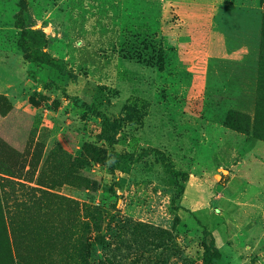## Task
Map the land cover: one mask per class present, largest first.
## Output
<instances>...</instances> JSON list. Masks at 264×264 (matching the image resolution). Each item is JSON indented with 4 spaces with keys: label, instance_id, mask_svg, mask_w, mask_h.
I'll return each instance as SVG.
<instances>
[{
    "label": "rangeland",
    "instance_id": "1",
    "mask_svg": "<svg viewBox=\"0 0 264 264\" xmlns=\"http://www.w3.org/2000/svg\"><path fill=\"white\" fill-rule=\"evenodd\" d=\"M29 43L59 69L26 60ZM264 0H0V158L38 162L40 183L81 204L89 264H264ZM77 100V101H76ZM112 121L114 143L102 136ZM263 127L260 119L258 129ZM149 148L189 174L176 182ZM63 180L39 177L48 157Z\"/></svg>",
    "mask_w": 264,
    "mask_h": 264
},
{
    "label": "trees",
    "instance_id": "2",
    "mask_svg": "<svg viewBox=\"0 0 264 264\" xmlns=\"http://www.w3.org/2000/svg\"><path fill=\"white\" fill-rule=\"evenodd\" d=\"M26 0H21L22 4ZM15 16V26L19 30L18 46L24 58L35 64H45L54 69L59 66L40 49L34 50L29 43L30 32L26 29L23 12ZM260 83L264 81V28L259 56ZM263 80V81H262ZM264 85V82H263ZM264 91V86H263ZM264 96V95H263ZM77 101V100H76ZM254 116L237 114L239 120L252 125L255 138L264 141V98ZM86 110L104 120L102 136L113 145L112 132L117 122L95 106L83 103ZM263 127L258 129L260 119ZM154 155L160 158L164 171L176 182H186L189 174L175 168L164 152L149 148L139 154H123L122 157L133 163ZM38 162L18 163L0 158V264H89L86 235L89 224L83 219L81 204L70 197L53 191V188L37 183L32 185L38 170ZM69 160L59 154L58 159L48 157L40 176L45 174L50 180H63ZM201 264H218L222 253L212 232L202 226Z\"/></svg>",
    "mask_w": 264,
    "mask_h": 264
},
{
    "label": "crops",
    "instance_id": "3",
    "mask_svg": "<svg viewBox=\"0 0 264 264\" xmlns=\"http://www.w3.org/2000/svg\"><path fill=\"white\" fill-rule=\"evenodd\" d=\"M264 192V191H263ZM263 196H264V193H263Z\"/></svg>",
    "mask_w": 264,
    "mask_h": 264
}]
</instances>
